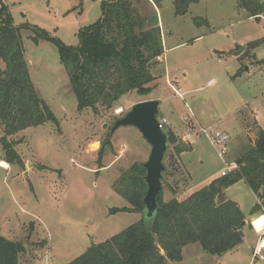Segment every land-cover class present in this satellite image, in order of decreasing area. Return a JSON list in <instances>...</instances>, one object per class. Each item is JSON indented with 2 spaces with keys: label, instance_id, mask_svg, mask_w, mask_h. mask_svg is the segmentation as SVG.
<instances>
[{
  "label": "rangeland",
  "instance_id": "rangeland-1",
  "mask_svg": "<svg viewBox=\"0 0 264 264\" xmlns=\"http://www.w3.org/2000/svg\"><path fill=\"white\" fill-rule=\"evenodd\" d=\"M5 1L15 25H37L66 44L77 45L79 30L101 17L105 0ZM174 1L163 0L157 14L152 3L134 2L147 19L158 15L164 39L151 93L130 91L113 107L97 111L78 110L56 45L48 40L35 43L30 38L33 32L23 30L35 88L59 125L46 122L9 137L19 142L15 149L23 164L3 167L5 150L0 143V234L24 243L20 264H67L142 218L136 211H110L132 207L115 192L114 184L125 171L147 160L151 151L135 128L121 127L110 136L114 121L135 103L160 99L161 114L177 139L166 153L170 174L162 186L165 200L182 199L203 188L253 148L255 131L258 126L264 129V14L249 17L238 0H200L186 15L176 16ZM213 133L229 136L222 156V146L208 136ZM178 143L191 149L177 157ZM225 194L245 214L257 202L244 180L225 189ZM247 220L242 243L221 260L215 261L195 243L187 245L182 261L166 264H258L260 255L256 258L253 250L264 229L257 237Z\"/></svg>",
  "mask_w": 264,
  "mask_h": 264
},
{
  "label": "trees",
  "instance_id": "trees-1",
  "mask_svg": "<svg viewBox=\"0 0 264 264\" xmlns=\"http://www.w3.org/2000/svg\"><path fill=\"white\" fill-rule=\"evenodd\" d=\"M135 1L160 8L163 0H105L101 17L81 28L79 43L70 45L37 25H15L8 4L0 0V124L3 129L0 143L5 150L4 161L23 164L15 149L19 142L9 137L46 122L59 123L32 80L24 29L33 32L29 37L35 43L48 40L56 45L78 110L111 108L130 91L140 95L151 93V83L156 80L153 69L164 53L163 34L156 9L147 19L136 9ZM199 1L175 0V15H186L190 6ZM238 7L249 17L260 18L264 14V4L259 0H238ZM249 45L252 47L254 43ZM167 132L172 145L177 139L170 130ZM253 143V148L237 158V169L214 178L185 198L165 200L162 188L152 225H147L142 216L105 241L92 244L67 264H166L170 260L181 261L184 247L195 243L213 256L233 250L244 239L247 216L238 202L226 197L225 189L244 180L257 197L250 215H264V129L261 126L255 131ZM189 149L187 144H175V156L180 157ZM144 174L138 162L115 182V192L132 207L111 208V213L143 212L147 190ZM168 174L169 168L163 182ZM24 251V243L0 234V264H20Z\"/></svg>",
  "mask_w": 264,
  "mask_h": 264
},
{
  "label": "water",
  "instance_id": "water-1",
  "mask_svg": "<svg viewBox=\"0 0 264 264\" xmlns=\"http://www.w3.org/2000/svg\"><path fill=\"white\" fill-rule=\"evenodd\" d=\"M259 1L264 4V0ZM239 53L237 52L235 55ZM161 103L160 99H149L135 103L125 115L117 118L110 128L111 137L121 127L135 128L151 147L147 160L139 163L145 170L142 178L146 183L147 190L143 199L145 208L142 215L147 225L153 224L157 214L164 174L168 172L165 157L170 143L168 132L161 127Z\"/></svg>",
  "mask_w": 264,
  "mask_h": 264
},
{
  "label": "built area",
  "instance_id": "built-area-1",
  "mask_svg": "<svg viewBox=\"0 0 264 264\" xmlns=\"http://www.w3.org/2000/svg\"><path fill=\"white\" fill-rule=\"evenodd\" d=\"M160 122H161V127L164 130L168 131L169 130L168 129V125H169L168 119L165 116H161L160 117ZM208 136H209V138H210V140H211V142L213 144L222 146V148L219 151L221 156L227 152V145H228V142H229V136L227 134H225V133H213V134L208 135ZM230 164L229 165L227 164L228 168L224 169L222 171V176L223 175H227L231 171H233V170L238 168V164L236 162L235 163H230Z\"/></svg>",
  "mask_w": 264,
  "mask_h": 264
},
{
  "label": "crops",
  "instance_id": "crops-1",
  "mask_svg": "<svg viewBox=\"0 0 264 264\" xmlns=\"http://www.w3.org/2000/svg\"><path fill=\"white\" fill-rule=\"evenodd\" d=\"M154 7H155V9H156V11L158 12V8L154 5ZM163 43H164V39H163ZM25 46V45H24ZM25 50H26V48H25ZM28 64H29V61H28ZM151 99H153V98H151ZM254 139V138H253ZM250 211H251V209H250ZM250 211H249V213L248 214H246V216H247V218L248 219H250L251 220V224L253 225V219L257 216H259V215H250ZM247 226H249V222H248V220H246V226L244 227V235H245V231H246V228H247ZM254 226V225H253ZM254 234L258 237V235H259V233H260V231H258L255 227H254ZM187 247V246H186ZM186 247H184V249H183V252H184V250H185V248ZM236 249H238V246L236 247V248H234L233 250H236ZM263 250H264V245H261V243L259 242V241H257V246L254 248V250H253V254L255 255V257L256 258H258V256L260 255V257L258 258V260H257V262H258V264H263V260H264V252H263ZM232 251V250H231ZM183 255H184V253H183ZM221 257H222V255L221 256H215V261H219V260H221ZM183 258H184V256H183ZM183 260V259H182ZM181 260V261H182ZM251 262L252 261H250L248 264H251Z\"/></svg>",
  "mask_w": 264,
  "mask_h": 264
},
{
  "label": "bare ground",
  "instance_id": "bare-ground-1",
  "mask_svg": "<svg viewBox=\"0 0 264 264\" xmlns=\"http://www.w3.org/2000/svg\"><path fill=\"white\" fill-rule=\"evenodd\" d=\"M94 146L98 147L99 143L98 142L94 143ZM1 165L3 167H6V168L9 167V164L6 161H4V160L1 162ZM253 225L258 231L261 232V230L264 229V215H259L258 217L256 216L253 219ZM260 243H261V245H264V237H263V239L261 240Z\"/></svg>",
  "mask_w": 264,
  "mask_h": 264
}]
</instances>
